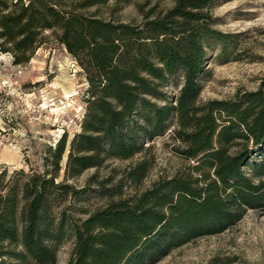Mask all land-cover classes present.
<instances>
[{
  "label": "trees",
  "instance_id": "1",
  "mask_svg": "<svg viewBox=\"0 0 264 264\" xmlns=\"http://www.w3.org/2000/svg\"><path fill=\"white\" fill-rule=\"evenodd\" d=\"M227 1L176 0L130 23L76 11L99 0L75 9L60 0H0L1 50L27 62L43 31L53 30L90 82L82 131L69 146L67 133L61 136L47 157L53 169L14 171L7 182L0 173V264H57L71 237L68 264H155L181 245L225 231L248 208H264V76L258 89L234 98L200 99L206 39L228 37L214 28L212 11ZM172 81L180 89L170 98L164 88ZM169 130L180 142L174 150L193 163L128 197L125 188L143 181L151 161L142 159L109 187L94 174L92 191L113 199L82 209L86 217L71 214L70 198L92 187L70 180L109 158L144 152L147 140Z\"/></svg>",
  "mask_w": 264,
  "mask_h": 264
},
{
  "label": "rangeland",
  "instance_id": "2",
  "mask_svg": "<svg viewBox=\"0 0 264 264\" xmlns=\"http://www.w3.org/2000/svg\"><path fill=\"white\" fill-rule=\"evenodd\" d=\"M66 9H75L83 0H60ZM176 0H99L79 12H96L99 16L130 23H141L147 13L166 11ZM214 28L226 33L223 42L206 39L207 75L202 80L201 101L231 99L238 93L259 88L264 76V0H229L213 9ZM44 42L27 62H16L11 51L0 49V173L4 181L14 171L45 172L53 169L47 157L61 136L67 133V146L82 131L86 113L88 74L53 30L43 31ZM180 86L172 81L165 86L168 97L178 94ZM159 100V103H162ZM169 130L165 135L145 143L146 150L130 159L109 158L102 166L87 169L70 183L89 185L90 191L70 198V212L86 217L82 209L104 207L113 198L100 195L89 178L109 180V187L125 176V171L142 159L152 166L140 184H128L125 197L141 193L162 178L173 177L192 160L178 154L179 141ZM52 148V149H50ZM68 148V147H67ZM67 154L61 162L64 178ZM259 155L252 158L258 161ZM49 163V164H48ZM247 168L248 173H252ZM119 199V197H114ZM75 238L65 241L58 251V263L68 264ZM155 264H264V208H248L244 216L225 231L199 237L181 245Z\"/></svg>",
  "mask_w": 264,
  "mask_h": 264
}]
</instances>
